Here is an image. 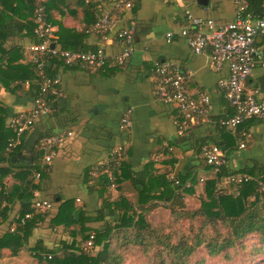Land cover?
Masks as SVG:
<instances>
[{"label": "crops", "instance_id": "crops-1", "mask_svg": "<svg viewBox=\"0 0 264 264\" xmlns=\"http://www.w3.org/2000/svg\"><path fill=\"white\" fill-rule=\"evenodd\" d=\"M35 1L0 0V21L14 18L28 23L33 20ZM185 10L204 20L212 19L216 24L231 23L237 16L234 0H135L131 9L119 15L114 29L101 36L92 32L91 26L96 16L115 14L112 0H46L47 19L54 30L57 47L81 51L102 48L108 59L105 66L95 72L78 65L55 66L53 73L59 84L51 96L50 112L23 135L20 155L11 159L17 164L15 169H19L22 164L31 162L41 137L70 133L55 147L47 175L40 181L36 193L37 200L50 204L52 214L68 199H73L85 216L98 214L102 197L98 190H91L93 177L97 173L104 181L108 180L107 170L101 174L98 171L117 146L123 147L122 161L137 177L148 172L152 177L165 176L168 181L181 176L209 179L214 172L200 155V146L209 144L218 146L228 157L229 171L252 169L254 177L264 178V121L252 119L240 126L249 136L244 148H239V138L220 124V120L232 112L220 88V81L229 76V68L227 63L215 68L207 55L191 51L179 34L185 22ZM121 28L133 30V51L126 64L119 67L113 58L124 48V44L115 39L116 30ZM1 31L0 25V36ZM34 41L25 30L22 34L8 35L1 47L7 53L14 50V64L26 65L31 57L27 47ZM255 43L264 60V34L258 35ZM7 58L9 53L4 55L0 51V64L5 65ZM163 61L175 62L187 72L186 89L190 94L202 93L209 98L203 121L188 128L183 135L178 132L176 106L154 96L150 69ZM24 80L19 83L17 92L0 84V134L4 133V126L9 127L11 116L32 107L34 95L29 92L30 81ZM17 83L12 82L10 86ZM244 88L256 93L258 99L264 98V76L259 62ZM127 112L129 125L120 128V120ZM90 176L92 179L88 178ZM189 179L187 185L191 182ZM117 188H108L107 192L111 195L120 191L127 198L136 193L128 179L121 180ZM160 189L157 186L153 192ZM20 209L18 202L8 220L0 223L1 232L13 228L14 217ZM95 224L102 222L87 223ZM66 236L51 229L49 221H45L32 230L29 244L40 241L54 248L67 239ZM23 250L11 257L6 256L7 249L3 250L5 255L0 258V264H11L10 259L19 258Z\"/></svg>", "mask_w": 264, "mask_h": 264}, {"label": "trees", "instance_id": "trees-1", "mask_svg": "<svg viewBox=\"0 0 264 264\" xmlns=\"http://www.w3.org/2000/svg\"><path fill=\"white\" fill-rule=\"evenodd\" d=\"M246 2V12L256 18L264 17V0ZM35 4L45 6L47 19L46 0H36ZM0 25V51L4 55L9 53L5 65L0 64V84L11 92H17L19 83L27 78L30 81L29 92L35 96L38 77L31 57L26 65L14 64V50L7 53L1 47L3 39L8 35L22 34L25 30L37 41L33 34L35 23L33 20L25 24L14 18H4ZM59 65L63 66L62 60L55 58L46 62L45 70L49 75L55 76V66ZM15 81L18 83L11 87V83ZM3 130L4 133L0 134V223L8 220L16 203H21V209L14 217L13 228L5 232L0 231V258L4 257L5 249L9 251L6 256L11 257L17 256L24 248L35 259V264H126L125 258L132 248H139L154 264H201L203 259L193 260L195 251L204 249L210 258L220 254L226 255L235 244L243 245L242 239L250 234L257 236L259 250L264 249V190H259L257 181L250 180L232 186L226 194H218L215 190L217 181L224 176L246 171V174L254 177L252 169L243 172L229 171L226 164L206 180L181 176L177 180L168 181L165 176L152 177L148 172L137 177L121 158L117 164L109 166V181H104L100 176L93 177L95 182L91 185V190H98L102 197L101 208L96 216H85L84 211L77 208L73 199L64 200L56 213L52 214L50 209L35 206L40 181L48 171V166L41 165L43 151L39 142L31 162L15 169L17 164L12 163L11 157L21 150L22 142L5 151L8 140L14 138L15 134L9 127L4 126ZM105 169L102 167L97 171L102 172ZM36 173H39L38 179L35 177ZM88 178L92 179L91 176ZM126 179L130 180L136 189L135 200L127 198L120 191L115 197L108 193L110 183L114 184L116 189L118 183ZM187 179L191 181L188 185ZM257 179L264 184V178L258 176ZM157 186H160V191L153 192ZM197 186H203L205 199H202L198 209L184 210V195L193 194ZM154 201L170 203L172 207L169 212L174 218L166 224H153L148 215L152 208L157 207ZM50 202L54 203V200ZM176 204L183 209L182 213L173 209ZM109 212H112V215H109ZM26 214H30V217L25 218ZM182 217L201 220L200 228L181 233L176 231L175 235L170 233L174 221ZM45 221H49L51 229L67 235L68 238L61 240L54 248L40 241L30 245L32 230ZM89 221H100L102 224L89 226ZM216 222L224 223L229 229L223 237L221 234L212 237L203 232L207 223L215 225Z\"/></svg>", "mask_w": 264, "mask_h": 264}, {"label": "built area", "instance_id": "built-area-1", "mask_svg": "<svg viewBox=\"0 0 264 264\" xmlns=\"http://www.w3.org/2000/svg\"><path fill=\"white\" fill-rule=\"evenodd\" d=\"M43 1V0H42ZM90 0H85L89 2ZM135 0H112L114 15L102 14L96 16L91 31L101 36L111 32L119 21V15L131 9ZM237 4L236 19L227 24H216L212 19L204 20L193 16L189 10L184 11L185 22L180 29V36L185 39L191 51L195 54H205L210 63L219 68L227 63L229 76L220 81L232 112L220 120V124L229 128L239 138L238 147L244 148L248 141V134L239 129L246 121L256 119L264 121V98L258 99L256 93L245 91V83L252 75L257 62L260 63L264 76V60L261 49L256 46L258 35L264 34V17L256 18L246 12V0H234ZM34 37L37 41L28 45L27 50L31 54V60L37 72V94L33 98L30 109L15 113L8 120L9 127L14 132V138L8 140L6 151L22 142L23 135L31 130L36 121L50 112L51 96L56 92L59 84L57 76L49 75L46 70V62L53 59H61L63 66L72 67L78 65L91 71H98L107 62V56L102 48L92 51L69 50L55 45V33L47 22L45 6L35 7L33 13ZM115 39L124 44L123 50L113 58V62L124 66L133 51V30L118 29ZM53 44V46H52ZM154 86V96L157 100L173 104L179 112L177 120L178 132H184L193 125L203 121L208 107L209 98L205 94L193 96L186 89L187 72L172 61L156 63L150 69ZM129 125L128 112L120 120V128ZM70 133H54L43 136L39 140V147L43 151L42 163L48 166L54 155V149ZM124 149L121 146L113 148L109 157L100 166L106 169L121 160ZM200 155L204 164L219 172L228 163V157L216 145L203 144L200 147ZM36 179L39 173L35 174ZM250 180L257 181L259 190H264V184L256 177L246 173H233L222 177L216 183L215 190L219 194L230 192L232 186L241 185ZM177 183V181H175ZM36 207L49 209L51 206L46 201H35ZM26 214L25 218H29ZM92 237V236H91ZM90 242L88 246H90Z\"/></svg>", "mask_w": 264, "mask_h": 264}, {"label": "rangeland", "instance_id": "rangeland-1", "mask_svg": "<svg viewBox=\"0 0 264 264\" xmlns=\"http://www.w3.org/2000/svg\"><path fill=\"white\" fill-rule=\"evenodd\" d=\"M107 170L108 180H110L109 170ZM103 170V172L105 171ZM101 174V172H99ZM95 173V178L100 176ZM110 188L114 189L115 185L110 183ZM231 189V188H230ZM218 193V192H217ZM136 194V193H135ZM132 194L129 196L131 200H135L136 195ZM219 194V193H218ZM116 196L117 193L111 194ZM202 199H205V194L203 192V186H197L194 193L191 195H184V210L193 211L200 207ZM157 207L152 208V211L148 215V219L155 225L157 224H166L169 220L173 219L174 216H171L169 208L172 207L170 203L166 201H154ZM174 210H180L183 212V209L179 208L176 204L173 207ZM264 215V208L262 210ZM198 218V217H197ZM201 220L199 219H186L185 217L180 218L179 220L174 221L170 233L176 234L181 232H187L189 229L195 231L200 228ZM228 227L224 223L216 222L215 225L208 224L205 225L203 232L206 235L214 237L217 234H221L223 237L228 232ZM168 232V229L166 230ZM202 232V233H203ZM241 244H235L232 248L229 249L226 255L220 254L218 256L210 258L205 252V250H197L193 255V260L203 259L201 264H264V249L258 247L257 236L255 234H250L242 239ZM141 249L132 248L131 252L126 256V264H154L147 255L142 254ZM12 260L11 264H35L36 261L31 257L28 250H23L19 255V258L10 259ZM17 262V263H16Z\"/></svg>", "mask_w": 264, "mask_h": 264}, {"label": "water", "instance_id": "water-1", "mask_svg": "<svg viewBox=\"0 0 264 264\" xmlns=\"http://www.w3.org/2000/svg\"><path fill=\"white\" fill-rule=\"evenodd\" d=\"M52 46H53V44H52ZM20 155V153H18V155L17 156H12V160H15L18 156Z\"/></svg>", "mask_w": 264, "mask_h": 264}]
</instances>
